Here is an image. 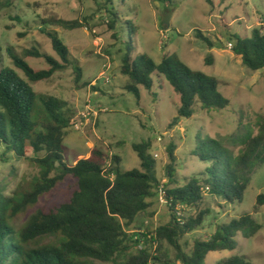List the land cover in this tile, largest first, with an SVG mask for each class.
I'll use <instances>...</instances> for the list:
<instances>
[{"label":"trees","instance_id":"trees-1","mask_svg":"<svg viewBox=\"0 0 264 264\" xmlns=\"http://www.w3.org/2000/svg\"><path fill=\"white\" fill-rule=\"evenodd\" d=\"M206 2L209 6L214 4V0ZM10 5L9 0H0V12ZM104 10L109 28L122 29L113 0H106ZM43 23L66 30L85 27L80 21L64 20L57 14H51ZM123 24L129 31L121 58V73L128 78L125 89L140 100L141 89L155 97V85L163 87L167 81L180 100L170 129L181 119H191L196 105L213 112L230 106L229 99L219 90L217 78L191 69L177 54L164 56L159 64L146 54L135 56L132 34H138L139 27L131 21ZM43 33L49 38L53 53L34 47L21 54L12 47L5 49L14 68L21 73L4 67L0 42L1 158L28 161L39 168L29 187L18 189L13 196L5 195V186L0 185V264H173L162 252L163 243L174 249L175 258L182 264H206L212 252L237 249L239 234L251 239L262 230L250 214H244L216 226L211 237L196 241L190 253H185L180 243L186 235L201 229L210 215V210L202 209L207 195L228 205L243 203L252 173L264 163V115L257 116V134L239 125L225 138H197L192 155L208 168L186 178L183 185L176 174L175 144L168 147V184H161L157 176L151 140L132 145L141 161L140 169L122 170L121 157L108 154L102 147H94L88 158L70 165L65 139L73 130L76 111L63 98L37 93L33 84L51 80L70 68L77 88L89 84L82 83L83 69L78 60L71 58L68 46L58 34L47 30ZM197 37L214 48L201 32H197ZM231 51L248 69H264V28L254 29L249 37L235 35ZM30 59L43 60L46 68H33L28 63ZM205 63L213 65V56L209 55ZM15 175L13 170L11 176ZM69 179L73 185L60 192L57 201L37 209L23 226H16L19 216L35 208ZM159 190L164 193L170 220L148 236L138 232L134 224L139 215L151 209ZM262 207L264 193L257 197L254 210ZM188 208L196 210L195 217L185 216ZM218 264L253 263L234 256Z\"/></svg>","mask_w":264,"mask_h":264},{"label":"rangeland","instance_id":"rangeland-1","mask_svg":"<svg viewBox=\"0 0 264 264\" xmlns=\"http://www.w3.org/2000/svg\"><path fill=\"white\" fill-rule=\"evenodd\" d=\"M9 1L10 7L0 12L4 67L14 68L5 50L8 47L18 54L33 47L53 53L50 40L43 33L47 30L56 32L68 46L71 58L78 60L83 69L82 83L89 84L77 88L71 68L55 74L51 80L33 84L37 93L63 98L76 111L73 130L65 139L66 159L70 165L88 158L93 147H102L108 154L121 157L122 170L140 169L141 161L132 145L151 140L152 153L159 156L156 159L157 176L161 184H168V147L175 144L176 174L183 185L186 178L208 168L192 155L197 138H225L239 125H245L257 134V116L264 115V69L252 71L245 67L231 51V46L235 35L249 37L254 29L264 28V0H214L212 6L206 0H172L169 5L154 0H113L114 8L120 13L119 26L122 25V29L119 27L115 31L107 24L106 0ZM51 14L68 21H80L85 27L66 30L44 25V20ZM165 17L169 20L168 26L163 24ZM127 21L139 27V33L132 34L135 56L146 54L159 64L164 56L177 54L191 69L217 78L219 90L229 99L230 106L213 112L201 110L196 105L191 119H181L170 129L171 122L177 117L180 100L167 81L163 87L155 85V97L141 89L140 100L125 89L128 78L121 73V58L124 43L129 38L128 28L123 26ZM197 32L208 38L214 48L210 49L206 42L198 39ZM116 34L120 36L118 39ZM209 55L214 58L211 66L205 63ZM28 63L36 69L46 68L43 60L30 59ZM13 170L16 171L14 177L11 176ZM38 174L39 168L28 161L2 160L0 150V185L5 186V195L10 197L18 189L28 188ZM71 185L70 179L59 184L35 208L19 216L16 226H23L37 209L57 201L60 192L64 193ZM262 193L264 163L252 173L243 203L228 205L207 195L202 209L210 210V215L201 229L180 241L183 251L190 253L196 241L208 240L216 226L250 214L262 225V230L251 239L239 234L237 249L212 252L205 262L218 264L226 258L242 256L253 264H264V207L254 210L256 199ZM196 214L195 209L185 211L187 218ZM169 220L164 193L159 190L151 209L137 217L134 227L151 236ZM162 247V252L173 264H182L175 258L173 248L166 243Z\"/></svg>","mask_w":264,"mask_h":264},{"label":"water","instance_id":"water-1","mask_svg":"<svg viewBox=\"0 0 264 264\" xmlns=\"http://www.w3.org/2000/svg\"><path fill=\"white\" fill-rule=\"evenodd\" d=\"M163 24H164V25H167V26L169 25V20H168L167 17L164 18V20H163Z\"/></svg>","mask_w":264,"mask_h":264},{"label":"built area","instance_id":"built-area-1","mask_svg":"<svg viewBox=\"0 0 264 264\" xmlns=\"http://www.w3.org/2000/svg\"><path fill=\"white\" fill-rule=\"evenodd\" d=\"M78 127H79V126L76 125V128H77V129H78ZM158 157H159L158 155H155V158H156V159H158Z\"/></svg>","mask_w":264,"mask_h":264},{"label":"crops","instance_id":"crops-1","mask_svg":"<svg viewBox=\"0 0 264 264\" xmlns=\"http://www.w3.org/2000/svg\"><path fill=\"white\" fill-rule=\"evenodd\" d=\"M93 148H94V147H93ZM93 148H92V149H93ZM91 151H92V150H91ZM89 156H90V154L88 155V157H89Z\"/></svg>","mask_w":264,"mask_h":264}]
</instances>
